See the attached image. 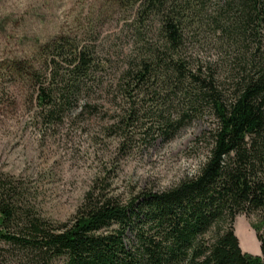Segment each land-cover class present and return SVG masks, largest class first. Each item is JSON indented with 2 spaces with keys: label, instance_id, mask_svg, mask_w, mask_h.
<instances>
[{
  "label": "trees",
  "instance_id": "16d2710c",
  "mask_svg": "<svg viewBox=\"0 0 264 264\" xmlns=\"http://www.w3.org/2000/svg\"><path fill=\"white\" fill-rule=\"evenodd\" d=\"M110 1L134 8L140 42L118 77L122 93L135 98L124 125L142 119L145 133L167 141L207 112L214 123L205 131L204 159L176 184L124 202L89 191L57 224L22 205L17 182L0 176V257L9 251L12 264H264V53L255 44L264 0ZM152 30L153 41L144 36ZM205 30L232 48L223 81L188 53L191 38ZM48 47L52 82L35 93L46 124L85 95L93 63L88 49L63 37ZM240 213L254 217L256 255L242 251L234 233Z\"/></svg>",
  "mask_w": 264,
  "mask_h": 264
},
{
  "label": "rangeland",
  "instance_id": "374dc122",
  "mask_svg": "<svg viewBox=\"0 0 264 264\" xmlns=\"http://www.w3.org/2000/svg\"><path fill=\"white\" fill-rule=\"evenodd\" d=\"M134 18V8L110 0H0V176L16 181L21 204L52 224L70 219L89 191L124 202L141 190L168 188L192 174L206 154L205 131L214 123L207 112L167 141L145 133L142 119L124 125L135 98L122 93L118 77L140 52ZM155 24L150 21L149 30ZM146 33L156 38L153 30ZM60 37L88 49L93 63L85 95L46 124L35 93L38 85H51L47 46ZM191 40L190 57L212 64L223 81L232 48L207 30ZM255 40L264 53V24ZM253 220L237 214L233 228L241 250L256 255ZM8 252H1L0 264H12Z\"/></svg>",
  "mask_w": 264,
  "mask_h": 264
}]
</instances>
